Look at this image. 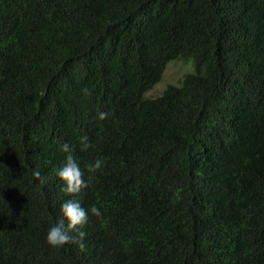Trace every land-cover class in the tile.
<instances>
[{"label":"trees","instance_id":"16d2710c","mask_svg":"<svg viewBox=\"0 0 264 264\" xmlns=\"http://www.w3.org/2000/svg\"><path fill=\"white\" fill-rule=\"evenodd\" d=\"M65 143L83 250L45 240ZM0 264H264V0H0Z\"/></svg>","mask_w":264,"mask_h":264},{"label":"clouds","instance_id":"9594fccd","mask_svg":"<svg viewBox=\"0 0 264 264\" xmlns=\"http://www.w3.org/2000/svg\"><path fill=\"white\" fill-rule=\"evenodd\" d=\"M85 94H90L88 89L82 90ZM110 115L109 111H100L98 119H107ZM91 142L87 136L81 138V149L87 150L90 148ZM64 150L67 153L62 166L56 169V176L62 182V191L70 195V198L64 200L60 205L61 218L58 222L52 224L46 232L45 240L53 247H63L69 243H76L78 248L83 250L85 248L84 235L81 231L84 225L87 224L89 213L96 217L102 216L101 210L92 205L90 208H85L81 200L78 199L84 189L88 187V182L84 177V172L80 166L77 157L74 155L70 146L65 143ZM103 167V161L99 158L91 164V170L97 171ZM33 176L43 186L45 184V177L38 169L33 170ZM77 232L79 239L73 236L72 233Z\"/></svg>","mask_w":264,"mask_h":264},{"label":"rangeland","instance_id":"374dc122","mask_svg":"<svg viewBox=\"0 0 264 264\" xmlns=\"http://www.w3.org/2000/svg\"><path fill=\"white\" fill-rule=\"evenodd\" d=\"M191 70L190 63L180 62V61H171L166 65V68L162 74L161 80L153 86L148 92L145 93V96L148 98H153L160 95L163 90L168 85H175L178 83L181 76Z\"/></svg>","mask_w":264,"mask_h":264}]
</instances>
